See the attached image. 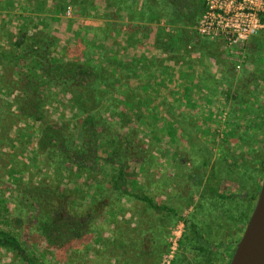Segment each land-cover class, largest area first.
I'll return each instance as SVG.
<instances>
[{
    "label": "rangeland",
    "instance_id": "374dc122",
    "mask_svg": "<svg viewBox=\"0 0 264 264\" xmlns=\"http://www.w3.org/2000/svg\"><path fill=\"white\" fill-rule=\"evenodd\" d=\"M203 12V0H0V230L38 264H229L264 177V29L239 44L237 70L224 44L198 34ZM23 34L24 48L48 50L36 72L42 123L18 109ZM69 62L94 77L44 81L45 65ZM88 117L97 170L41 146L44 123L75 153ZM119 164L132 191L173 212L113 192ZM51 193L72 195L71 206L51 202L87 233L59 252L33 219ZM0 264L23 263L0 249Z\"/></svg>",
    "mask_w": 264,
    "mask_h": 264
},
{
    "label": "trees",
    "instance_id": "16d2710c",
    "mask_svg": "<svg viewBox=\"0 0 264 264\" xmlns=\"http://www.w3.org/2000/svg\"><path fill=\"white\" fill-rule=\"evenodd\" d=\"M18 37L19 36H17L16 39L17 42H15V47L22 49L19 55L22 54L23 59H30L29 66L27 67L30 73L26 75L20 73L19 76V88L22 99L18 104L19 113L22 117L31 118L32 120L40 121L42 123L40 112L43 99L39 89L40 82L42 80H39L40 76L38 78V73L36 72L38 62L40 61L39 55L46 58L48 50H46L47 48L43 45L34 43V39H32L31 43L24 48L27 43L26 35L23 34L21 37ZM17 57L18 56H15V59ZM3 59H7V56L6 54H2L0 52V61ZM45 66L47 71H45L46 77L43 79L44 81L48 80L49 82L56 80L62 83V80L65 79L68 81L79 82L89 80L95 75V70L93 68L79 66L76 62H69L66 64L50 63ZM92 120L93 117H88L84 120L85 125H83L82 128L84 140L81 142V146L75 153L66 149V140L65 136L62 134V130L60 131L55 126L44 123L43 125L45 127L41 132L42 135L40 136V144L41 146H50L66 151L71 164L78 170L88 172L95 171L97 170V166H94V161L97 159V141L95 131L92 130L91 126L93 123ZM118 157L119 153L114 151L110 158L111 163H116L118 161ZM111 189L113 192L123 195L129 199L141 201L154 210L173 212V210L168 207L155 204L147 195L142 194L141 192L132 191L126 184L125 172L121 164H119V170L111 182ZM34 191L39 194L40 187H33V193L35 195ZM41 191L44 193V190ZM52 198H59L61 200L65 199L70 206L72 205L70 202L73 198L71 194H48L47 198H41V202L37 203L33 219L39 234L42 236L48 247L53 248L56 252H59V250L71 248L74 243H78L85 238L87 233L84 232L85 222L84 224L81 223L74 215L67 212L69 209H65L67 211L60 214V209L64 208L53 205L51 202L53 200ZM255 200H257V198ZM106 206L107 205L100 207L102 215L104 214L105 217L101 215L99 220L104 223L106 222V216L109 214V212H104L108 211ZM0 249L12 252L23 264H38L36 260H34L33 257L26 252L20 240L16 236L4 230H0Z\"/></svg>",
    "mask_w": 264,
    "mask_h": 264
},
{
    "label": "built area",
    "instance_id": "2783aa9c",
    "mask_svg": "<svg viewBox=\"0 0 264 264\" xmlns=\"http://www.w3.org/2000/svg\"><path fill=\"white\" fill-rule=\"evenodd\" d=\"M204 12L197 31L207 40L219 41L225 57L240 68L244 44L264 29V0H203Z\"/></svg>",
    "mask_w": 264,
    "mask_h": 264
},
{
    "label": "water",
    "instance_id": "95a60500",
    "mask_svg": "<svg viewBox=\"0 0 264 264\" xmlns=\"http://www.w3.org/2000/svg\"><path fill=\"white\" fill-rule=\"evenodd\" d=\"M229 264H264V177L255 206Z\"/></svg>",
    "mask_w": 264,
    "mask_h": 264
}]
</instances>
